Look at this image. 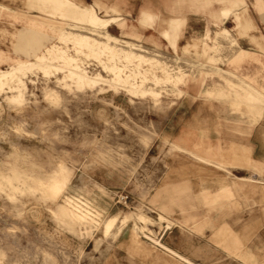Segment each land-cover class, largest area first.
<instances>
[{
    "label": "rangeland",
    "instance_id": "1",
    "mask_svg": "<svg viewBox=\"0 0 264 264\" xmlns=\"http://www.w3.org/2000/svg\"><path fill=\"white\" fill-rule=\"evenodd\" d=\"M135 5L0 0V71L33 63L52 42L72 46L57 38L66 22L80 25L68 31L90 32L84 22L96 26L109 16L117 17L112 34L159 48L163 62L176 56L191 69L179 86L152 94L105 83L79 89L42 70L24 76L22 96L0 86V264H264V159L251 157V134L229 124L253 110L262 119L264 91L254 93L226 67L187 60L178 31L168 32L172 48L159 44L163 33L147 29L153 22L139 23ZM255 7L264 9V0ZM243 34L223 30L214 42L232 41L227 49L236 53ZM217 46L214 59L221 60ZM85 62L101 69L92 56ZM224 83L232 90H217ZM201 87L216 88L195 90ZM60 169L67 180L53 196L40 183ZM62 206L88 220L72 219Z\"/></svg>",
    "mask_w": 264,
    "mask_h": 264
},
{
    "label": "bare ground",
    "instance_id": "2",
    "mask_svg": "<svg viewBox=\"0 0 264 264\" xmlns=\"http://www.w3.org/2000/svg\"><path fill=\"white\" fill-rule=\"evenodd\" d=\"M60 1L69 3L71 0ZM87 9L88 14L95 15V19L100 16L97 10L93 7ZM146 14L147 13H144L142 18L139 19H145L144 15ZM116 20V16H109L107 18L102 17V19L98 22L99 25L96 26L88 23V21L84 22V25L87 26L86 28H88L87 30L90 32H82L83 30L81 28L76 29L77 27H80L78 23L72 24V22H66L65 26L62 27L57 35V38L71 41L72 46L61 45L57 42L45 45L41 52H36L33 55V63H25L19 70L9 68L8 70L0 71V86L8 85L10 89L14 90V93L17 92V94L22 96L27 90V81L25 79L29 78V76H26L27 78L24 76L29 71L33 70H42L46 76L53 73L56 75V80L58 82H63L67 85L73 84L79 89H93L95 86L105 83L109 86L123 85L130 91L133 89L139 90L143 88L145 90L143 91V94H152L154 93L153 90H160L162 88H164V90H172L176 86H179L182 83V78L188 71L190 72V64L187 62H184V64L179 63V61L176 60V56L172 55L174 57L171 58V61L166 60L167 63L172 62L171 65H168L158 58L160 55L164 54L161 49L144 45L133 38H123L112 34L109 31V27L112 26ZM69 27H76L75 30H79L80 32H74L73 29H69L73 31H68ZM168 34V30L163 32V36L167 39H169ZM217 47L219 48V46ZM245 52V50H242L239 53L243 54ZM90 56L96 58L101 66V69L93 71L92 68L87 65L85 60ZM35 63L40 64L34 68ZM231 76H229L228 79H231ZM233 77L235 78V76ZM234 78H232L233 81ZM235 80L238 79L235 78ZM151 83L155 85V87L149 88V84ZM246 86H249V88L251 87L249 84ZM256 92L258 91L254 90V93ZM3 179H9L8 181L12 183L14 187H17L14 181H12L7 174L3 175ZM66 180L67 176L64 174V170L60 169L52 177L50 182L42 181L40 185H45L44 188H48L49 192L53 196H56L62 191L63 186L61 185ZM60 208L64 214H67L74 220H80V222L88 220V215L79 209H69L67 206H62ZM114 221L115 218L112 217L103 225L105 233L109 232ZM163 247L175 256L179 257V259L186 260L183 255L176 253L173 249H170L165 245H163Z\"/></svg>",
    "mask_w": 264,
    "mask_h": 264
},
{
    "label": "crops",
    "instance_id": "3",
    "mask_svg": "<svg viewBox=\"0 0 264 264\" xmlns=\"http://www.w3.org/2000/svg\"><path fill=\"white\" fill-rule=\"evenodd\" d=\"M256 3L257 0H136L135 7L131 6V9L133 14L138 15L139 23L142 22L139 18H142L144 13L148 14L144 20L152 22L153 19L155 27L147 28L148 30L152 29L157 34L158 30L162 33L168 30L169 33L178 31L183 34L184 38L178 39L177 46L187 60L202 62L214 69L226 67V72H233L234 75L239 76L238 78L243 79L244 83L251 85L262 94L264 90L259 88L264 89V9L258 10L255 7ZM223 30L233 33L237 30L246 34L239 36L237 40L235 38L236 53L227 49L230 48L229 44H233L232 41L225 40L218 44L223 47L222 59H214L213 50L217 46L214 42L215 37L218 39ZM160 36L163 39L158 41L159 44L172 48L169 44L171 42L163 34ZM237 47H241L246 52L240 54ZM215 88L201 87L195 90ZM222 89L232 90L227 83H224L222 88L217 86V90ZM251 112L252 116L248 114L239 116L233 121L229 120L231 121L229 124L237 126L239 132H249L251 139L253 138L251 157L256 160L264 159V122H262L264 109L262 119L259 121H256L258 118L255 117V110Z\"/></svg>",
    "mask_w": 264,
    "mask_h": 264
}]
</instances>
